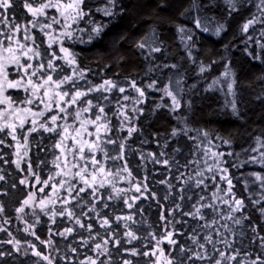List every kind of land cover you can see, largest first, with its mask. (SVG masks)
<instances>
[{
	"label": "trees",
	"instance_id": "1",
	"mask_svg": "<svg viewBox=\"0 0 264 264\" xmlns=\"http://www.w3.org/2000/svg\"><path fill=\"white\" fill-rule=\"evenodd\" d=\"M27 2L32 3L33 0ZM41 2L44 0H35L33 6H38ZM195 2L198 7H193V0H115L114 4L109 3V0H85L83 7L88 15L73 24V38L64 39L63 45L76 56L79 69L85 70L86 79L77 81L78 88L86 91L89 86L99 85L104 80H112L118 87L126 88L123 94L113 89L107 93L92 92L84 98L105 109L111 130L107 135L102 132V137L105 140L110 137L126 145L123 160H106L102 152L95 154L96 159L104 165L106 171L110 170L113 174L117 169L121 171L119 175L112 176L98 174L94 185L97 189L95 196L89 187L76 200L64 205L61 202L63 199H71L65 190L67 185L65 189L58 188L56 196L52 195L51 185L61 179H71L77 189L84 185L78 177L56 176L57 171H60L56 164L63 168L65 158L55 147L60 139L59 135L43 130L31 133L28 155L23 157L21 167L17 168L14 163L18 159L16 141L7 135V130L0 133V139L5 141L0 144V176L3 177L0 179V207L3 209L0 211V264H47L33 254L32 245H35V250L53 256L55 264H79L86 257L95 256V243H101L104 239L109 240V254L101 256L100 260L107 261L110 256L111 264H123L124 260H130L132 264H153L159 252L157 256L145 257L142 254L151 252L156 245V240L150 234L159 239L167 231L174 232L173 238L178 244L171 246L165 242L161 247L165 254L171 252L174 261L180 264H211L210 261H187L190 253L181 255L179 249L183 245L193 251L198 250L190 237L198 233L200 242L203 243V237L208 234L209 229L200 226L214 217L218 220L214 227L220 228L224 237L233 242V248L240 250L239 259H243L245 253L249 254V260H255L258 255L264 259V248L260 247L261 241L258 238L264 237V213L261 212L264 209V200H261L264 189L252 175H264V164L250 161L252 156L259 159V152L252 151L258 147L256 138L264 139V48L261 47L264 44V14L261 12L260 0H232L231 5L228 0ZM24 3L25 0H14L12 8L6 13L10 20L22 25L33 20ZM105 8L112 15H105ZM46 12L47 17L39 18L41 23H49L48 17L52 16L59 19L58 13ZM253 17L257 18V23L244 32L243 24ZM196 19L201 21V28L196 27ZM220 25L224 27L216 35V28ZM97 26L102 28L99 35L92 32V28ZM181 27L185 32L179 31ZM204 27L208 31H204ZM53 28L54 35L62 31L61 25H53ZM30 35L35 37L44 61L50 58L52 52L62 56L58 44H52L49 48L48 37L40 30V24L31 28ZM145 37H148V45L161 47V51L149 53L147 46L139 48L137 45ZM54 63L62 69L54 74L55 79L71 74L73 66L63 60H55ZM201 67L205 68L204 72L200 71ZM225 71H228V77H224ZM133 80L145 92V96L141 98L143 102L138 105L134 104L133 99H122L124 95L130 98L138 96L129 87ZM233 80L235 97L227 88L228 83ZM153 82L155 87L148 88L147 85ZM166 86L180 100L181 107L176 111L172 110L171 97L164 93ZM63 87L70 90L67 85ZM8 95L18 101L26 94L11 90ZM105 96L108 97L107 100L103 98ZM233 99L236 101L238 114L232 111ZM118 100L126 105L124 110L132 117L130 121H123L118 115ZM81 106L84 105L78 103L77 107ZM133 107L142 111L133 113ZM39 108L33 106L34 110ZM69 111H74V108H69ZM97 111L98 109L93 108L89 113H84L83 118L94 119ZM52 114L55 112L48 113L47 116ZM45 119L46 117H39L38 121L44 122ZM71 122L72 118L69 117L68 123ZM57 123L65 122L59 120ZM29 126L30 124H26L25 128ZM88 127L89 131H95L93 126ZM128 127L137 129L131 137H128ZM174 129L178 130L175 136L172 135ZM204 132L208 133L207 137L203 135ZM18 139L22 144L19 134ZM225 140L229 143H224ZM71 143V140L66 142L69 147ZM103 146L109 156L119 154L117 146ZM205 148L225 153L222 158L225 163L220 166L228 168L227 174L232 179L235 198L242 199L245 205L241 212L234 214L235 218L247 217L239 225L232 220L220 219V216L208 208L202 209L205 220L183 214L194 211L193 205H197L201 196L205 197L200 201L201 204H215L223 215L228 213V206L220 200L212 199V193L217 190L216 185L221 190L218 193L220 197L231 199V196L224 195L227 184L219 179L222 173L215 168L213 173L206 170L204 161L212 165L214 158L210 153L209 156H204ZM19 151L23 156L24 149ZM229 152L232 155H227ZM85 154L88 155L87 152ZM149 154H155L156 159H168L170 167L155 163ZM65 155L71 167L72 154L66 152ZM57 156L61 157L60 160H56ZM192 160L199 161V164H189ZM125 161L131 177L122 171ZM28 162L35 175L29 173ZM80 164L83 165L84 161H80ZM78 170L72 169L73 172ZM92 171L93 167L89 164L88 172ZM197 171H204V177H196ZM213 174L216 175L215 181L210 178ZM36 175L40 181L47 180L49 176L54 177V180L45 187L36 180ZM188 177L193 179L189 180ZM196 179H204L208 187H196ZM21 180L26 183L21 184ZM165 180L168 183H161ZM101 181L110 183L105 182L104 187H100ZM138 182L143 195L135 191ZM41 188H44L43 192L40 191ZM120 189L123 191L117 195L115 190ZM30 195L33 199L29 205L24 206L23 201ZM75 195L76 192L73 191L72 196ZM134 196L139 197L135 202L132 200ZM50 197L56 203L47 204L42 210L40 200H48ZM257 200L260 203H254ZM125 201L133 204V207L129 208ZM177 205L180 206L179 209ZM22 206L24 211L18 212L17 209ZM65 207L81 218L85 228H80L67 215L52 216L53 210L59 213ZM93 207L95 211L90 212L89 209ZM82 212L87 213V216H82ZM162 215L166 219L162 220ZM117 216H132L133 219L117 221ZM105 217L110 221V226L101 227L100 221ZM169 221L172 223L169 224ZM89 223L93 225L91 233L86 230ZM125 224L128 225L127 228ZM224 224L228 225L231 232L222 227ZM29 225L32 227L25 232L24 229ZM68 227L74 228L72 234L66 238L57 235ZM129 230L138 237L131 243L124 235ZM212 235L220 238L215 231ZM90 236L95 239H89L88 244L83 245V239ZM50 237L53 241L51 246L47 244ZM116 239L121 241L118 246L114 245ZM10 240L12 243H8ZM71 247H75L77 252L72 253ZM217 247L223 248V245L218 244ZM133 248L140 254L131 255L130 250ZM208 249L211 252V245ZM161 261L163 262L162 257Z\"/></svg>",
	"mask_w": 264,
	"mask_h": 264
},
{
	"label": "snow or ice",
	"instance_id": "2",
	"mask_svg": "<svg viewBox=\"0 0 264 264\" xmlns=\"http://www.w3.org/2000/svg\"><path fill=\"white\" fill-rule=\"evenodd\" d=\"M229 4H232V0H228ZM14 0H0V133L5 132L7 130V135L11 136L12 140L16 141V148H17V157L18 159L14 161L17 168L21 167L20 161L23 159L24 156L28 155V143H29V136L31 133L37 132L38 130H43L48 133H57L60 137L59 141L55 144V147L60 150L61 155H64V166L61 168L60 164H56V167L60 169L57 171L56 176H63V177H72V178H79L84 185V187H80L79 189L76 188L75 184L71 182V179H61L57 183L52 184L53 193L52 195L56 196L58 188L65 189L68 196L71 199L65 198L61 202L64 205H68L71 203V200H76L80 193H83L87 190V188H92L93 196H95L97 189L94 185L97 183V176H112V175H119L121 169H117L116 173L113 174L110 170L105 169L104 165L98 161L95 157L97 152H102L106 160H123L124 159V150H125V143L117 140H113L110 137L106 140L102 137L101 133L103 132L105 135L110 132L109 122L105 115V109L100 104H93V101L90 99H84L92 92H111L113 89H117L119 93L123 94L126 92L125 87H118L117 83L112 80H104L103 83L99 85L89 86L87 90H81L78 88L77 81L86 79L85 70L79 69L77 65L76 56L70 51L69 48L64 47L63 40L68 39L71 40L73 38V24L78 23L79 20L83 19L84 16L88 15L87 12L84 11V4L85 0H44V2L39 3L38 6H33L35 0L32 3L27 2L25 0L24 7L27 11L32 15L33 20L29 22V24H18L14 20H10L6 13L7 10L12 8ZM109 3L114 4L115 0H109ZM261 5V12L264 14V0H260ZM193 7H198L196 5L195 0H193ZM47 9H55L58 13L59 19L56 16L48 17L49 23H41L40 17H47ZM105 15H112V12L105 8L104 9ZM183 15V13L181 14ZM257 23V18L253 17V19L248 20L246 23L243 24L242 30L247 32L249 27L253 24ZM37 24H40V30L44 33L45 36L48 37L49 41V48H51L52 44L59 45V51L63 53L62 56H57L55 52L50 54V58L46 61L42 59V53L39 50V45L36 44L35 37L30 35L31 28H35ZM195 24L197 28H201V21L199 19L195 20ZM53 25H61L62 31L58 35H54L55 29ZM223 25H220L216 28V35H219L221 30L223 29ZM204 31H208L206 27L203 28ZM102 31V28L97 26L92 28V32L99 35ZM181 33L185 32V29L181 27L179 29ZM153 41L155 42V33L152 34ZM183 38V37H182ZM91 39V37H90ZM191 39V36L188 37ZM148 37H145L137 46L141 49L145 48L146 46L149 48V53L152 52H160L161 47H152L147 44ZM264 48V44L261 45ZM55 60H63L66 64L73 66L70 75H62L59 78L54 79V74L62 71L59 69L58 66L54 63ZM33 61L36 63L34 64ZM167 67V65H165ZM171 67L175 68V65H171ZM10 68L13 71H10ZM201 72L205 71L204 67L200 68ZM11 75H15L18 78L10 79ZM224 77H228V71L223 73ZM90 83V82H89ZM215 83V82H214ZM234 83H228L227 88L229 93L235 97L234 92ZM69 86L70 90H64L63 86ZM129 87L133 89L138 96L136 98H130L127 95L122 97L123 101H128L133 99L134 104L138 105L142 103V99L145 96V92L141 87L137 86L136 81H131L129 83ZM148 88L155 87V82L152 84L147 85ZM9 90H22L26 93L25 97L22 100H13L10 95L6 93ZM164 93L166 96L171 97L172 100V110L176 111L181 107L180 100L177 96L168 89L166 86L164 89ZM105 100L108 99L107 96L103 97ZM78 103H82L84 106L77 107ZM42 105V108L39 110H34L33 106ZM118 105V115L123 118V121H130L132 117L128 115V113L124 110L126 105H122L120 101H117ZM69 108H74V111H69ZM93 108L98 109L97 113L95 114V118H83L84 113H89ZM231 108L234 114H238L237 104L235 99L231 101ZM55 112L50 116H47L48 113ZM137 107L132 108L133 113L141 112ZM31 117V119H29ZM37 117L45 118L44 122H39ZM69 117L72 118V122L68 123ZM59 120H63L64 124H58ZM122 121V122H123ZM26 124H30L29 127L25 128ZM49 124L51 126H49ZM78 125V126H77ZM89 125L93 126L95 131H89ZM137 129L135 127H128V137H131L133 132H136ZM176 129L173 130L172 135H177ZM18 134L22 137L23 143L21 144L20 139H18ZM203 135L205 137L208 136L207 132H204ZM93 137L92 139H85L84 137ZM71 140V146L69 147L66 142ZM4 140L0 139V144H4ZM256 142L258 147L253 148V152H259V159L256 156L250 157V161L253 163H260L264 164V139L261 137L256 138ZM224 143H229V141H224ZM109 144L114 145L119 148V154L115 156H109L108 152L106 151L103 145ZM199 147V146H198ZM23 148V156L20 154V149ZM66 152H70L72 154V162L71 167H69V161L67 156L65 155ZM88 153L86 155L85 153ZM209 153L212 158H214V164L208 165L207 161L205 160L204 163L206 165V170L209 173H213L214 168L222 173L219 177L221 181H225L227 184V190L225 191V196H231V199H225L218 195L221 191L219 185H216V192L212 193L213 200H220L221 203L228 206V213L227 215L222 214V210H218L215 204H201L200 201L204 200L205 197H199L197 201V205H193L194 211L183 213L184 215L192 216L193 218H199L200 220H205L206 218L202 215V209L208 208L212 209L215 215L220 216V219L232 220L235 224L239 225L242 223V218H235L236 212H241L245 207L244 201L242 199L235 198V194L233 193L232 189L234 187L232 183L231 177L227 174L228 168L221 167L222 163H225L222 158L225 156L223 152L211 151V148H205L204 156H209ZM155 163L163 164L164 166L170 167V161L168 159H156L155 154H149ZM164 156V153L160 154ZM227 155H232V153H227ZM60 156H57L56 160H60ZM80 161H84V164L81 165ZM55 163V161H54ZM89 164L93 167L92 172H88ZM189 164H199V161L192 160L189 161ZM99 165L97 168L96 166ZM187 167V165H185ZM79 169L76 172H73L72 169ZM66 169V170H65ZM28 171L32 173V165L28 162ZM122 171L127 172L128 176L131 177V172L128 170L127 162L125 161L124 167ZM196 177H204V171H197ZM252 175L255 176V180L260 182V187L264 189V175L260 173H253ZM183 176V174H181ZM90 177V178H89ZM36 180L39 183H42L45 187H47L50 181L54 180V177L49 176L47 180L40 181L38 175H36ZM213 181L216 180V175L213 174L210 177ZM0 179H3L0 176ZM147 177H145L146 181ZM179 179V177H178ZM189 180L193 179V177H188ZM105 182L110 183V181H101L100 187H104ZM21 184L26 183L25 180L20 181ZM161 183H168L166 180L161 181ZM204 185L205 188L208 185L205 184L204 179H196L195 186L200 187ZM172 186L169 184V188ZM144 190H147V184H144ZM41 192L44 191V188L40 189ZM73 191L76 192L75 196H72ZM117 195L121 191L115 190ZM135 191L141 193L139 182L135 186ZM155 194L153 193V196ZM111 198V197H110ZM33 199L32 195L29 196L28 199L23 201V205L27 206L30 204L31 200ZM57 199L59 197L57 196ZM139 199V197H132L133 202ZM167 199V197H165ZM183 199V197H181ZM261 200H264V195H261ZM56 200L52 199L51 197L48 200L41 199L39 204L42 210H44L47 204H55ZM129 208L133 207V204L128 203L125 201ZM254 203H260L259 200L255 201ZM24 206L17 209L18 212L24 211ZM79 206V205H78ZM107 207V205H105ZM179 205H177V209H179ZM0 211H3L2 207H0ZM90 212H94L95 208H90ZM261 212L264 213V209H261ZM171 214V212H170ZM56 215L64 216L67 215L69 219H74L75 224L78 225L80 228H85V224L82 222L79 216L75 215L73 210H69L67 207L63 208L59 213L55 210L52 211V216L55 217ZM82 216H87V213H81ZM117 221L123 219L126 221L132 220V216H125L115 218ZM161 219H166L163 215ZM178 222V221H177ZM169 224L172 222L169 221ZM218 224V220L211 219L210 221L206 222L205 224L201 225V228L209 229L207 235L203 237V243L200 242L199 234H195L190 237L192 244L196 246L198 250L193 251L192 248H185L183 245H180V253L183 255L185 252L190 253L187 256V261H210L211 264H264V259L261 256H257L255 260H249L248 253L244 254L243 259H239L241 253L239 249L233 248V242L229 239L224 237V233L220 231V228L214 227ZM101 227L110 226V221L105 217L100 221ZM26 227L24 229L25 232L29 231V228ZM127 228L128 225L125 224ZM224 229L231 232V229L228 228L227 224L222 226ZM93 225L87 224V231L89 233L92 232ZM215 231L216 236L220 237L219 239L214 238L212 232ZM255 231V228H253ZM74 232V228L68 227L65 228L63 232L57 233V235L61 237H67L68 235ZM193 232L195 233L196 230L194 229ZM35 235V233H32ZM97 235H99L97 233ZM114 235V234H113ZM128 237V242L138 239L132 231H127L124 234ZM153 236V239L156 240V245L151 252H143L142 254L147 256H157V252H159V256H157L156 260L153 261V264H180L178 261H174L171 258V252L165 254V251L161 245L167 242L168 245L176 246L178 241L174 239V232L167 231L161 238L157 239L154 234H150ZM39 240V237H36ZM261 241L260 247L264 248V237H258ZM89 239H95V237L90 236L88 239H83V245H87ZM8 243H12V241H8ZM19 244V241L16 242ZM41 243H45L41 241ZM109 243L108 239L102 240L101 243H95L93 251L96 253L95 256H88L86 257L85 261H80L79 264H111V257L107 261L100 260L101 256H105L109 254V248L107 247ZM121 241L119 239L114 240V245H120ZM47 244L51 246L53 241L51 237L47 241ZM223 245V248L217 247V245ZM211 245V252H209L208 246ZM33 254L37 257H40L42 260L46 261L47 264H55V258L50 254H44L38 250H35V245H32ZM19 250V249H17ZM71 252L76 253L77 249L75 247H71ZM58 251V249H57ZM125 251H129L125 249ZM131 255H139L137 249L133 248L130 250ZM2 255V254H0ZM161 257L163 258V262L161 261ZM62 259H68V257H61ZM123 264H132L130 260H124Z\"/></svg>",
	"mask_w": 264,
	"mask_h": 264
},
{
	"label": "rangeland",
	"instance_id": "3",
	"mask_svg": "<svg viewBox=\"0 0 264 264\" xmlns=\"http://www.w3.org/2000/svg\"><path fill=\"white\" fill-rule=\"evenodd\" d=\"M48 11H54V12H56V10L55 9H47ZM51 13V12H50ZM57 13V12H56ZM61 55H63V53H61ZM10 71H13V69H11L10 68ZM16 78H18L17 76H15V75H11L10 76V79H16ZM55 79V78H54ZM64 90H65V88H64ZM9 91H11V90H9ZM9 91L6 93L7 95H8V93H9ZM15 91H18V90H15ZM19 91H22V90H19ZM22 93H23V95L24 94H26V93H24L23 91H22ZM14 100V99H13ZM39 107L40 108H42L43 106L42 105H39ZM39 117H37L36 119H38ZM29 119H31V117L29 118Z\"/></svg>",
	"mask_w": 264,
	"mask_h": 264
}]
</instances>
